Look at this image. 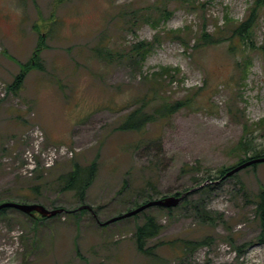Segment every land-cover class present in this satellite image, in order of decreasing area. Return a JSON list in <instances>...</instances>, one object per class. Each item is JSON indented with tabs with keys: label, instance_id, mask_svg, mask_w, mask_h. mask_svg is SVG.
I'll return each instance as SVG.
<instances>
[{
	"label": "rangeland",
	"instance_id": "374dc122",
	"mask_svg": "<svg viewBox=\"0 0 264 264\" xmlns=\"http://www.w3.org/2000/svg\"><path fill=\"white\" fill-rule=\"evenodd\" d=\"M254 2L0 0V203L77 207L73 192H58L56 181L73 162L98 163L87 203L100 222L144 198L199 187L193 178L206 167L214 178L206 183L215 182L202 192V181L190 204L172 214L146 211L162 224L148 242L156 245L154 257L136 248L135 230L145 214L102 225L91 212L42 220L37 212L33 217L9 208L0 213V264H264L255 215L264 162L216 178L221 168L245 158L236 148L245 134L253 151L264 148V9L247 45L236 37L192 48L195 37L216 31L226 17L245 20ZM223 29L228 37L231 30ZM42 36L45 70L28 71L23 88L10 91ZM145 42H154L153 48L132 61V46ZM101 45L111 60L95 55ZM163 68L174 76H156L160 95L171 101L190 97V104L169 117L156 116L142 133L119 130L138 100L153 99L149 81ZM154 107L151 102L145 111ZM62 144L73 154H54ZM48 160L55 164L40 179ZM198 162V170H184ZM207 236L208 244L184 250L181 240Z\"/></svg>",
	"mask_w": 264,
	"mask_h": 264
},
{
	"label": "trees",
	"instance_id": "16d2710c",
	"mask_svg": "<svg viewBox=\"0 0 264 264\" xmlns=\"http://www.w3.org/2000/svg\"><path fill=\"white\" fill-rule=\"evenodd\" d=\"M264 9V0H255L253 7L250 10L249 16L243 20V21H235L229 17H226L225 21H223L222 24H220V27L216 29V31L213 32H202L201 35H198L195 37V44L192 46L193 49H203L206 46L210 45H215L219 44L222 41L233 39V38H240L243 40L245 45H247V40H252V35L254 34L256 22H257V17L258 14L261 10ZM234 26V28L231 27ZM226 28L227 31H230V34L227 35L228 37H223L220 32H224L223 28ZM171 34H174L175 37L180 38L179 40H183L184 42H187L186 37L181 35V32L179 31H173ZM187 44V43H186ZM154 42H145V43H138L135 46H132L131 48V53L130 57L132 61H135V57L143 54L148 50V48H153ZM45 47V37H40L37 48L34 50L33 55L30 57L28 62L23 65V68L21 69V72H19L14 81L9 85V90L10 91H20L23 88L24 85V80L26 77V74L28 71L32 69H39L41 71L45 70L44 64H43V59L41 57L42 49ZM191 47V46H190ZM256 47V46H254ZM264 47V46H262ZM106 45H101L96 48V54L101 57V60H111L112 59V53L108 52L106 49ZM260 48V47H258ZM153 78L151 82L152 87L150 89L151 95H152V100L149 99H143L142 101L138 100L139 106L137 108H134L133 111H131L125 120L118 126L119 130L123 131H135L137 133H142L146 125L150 122L155 121V117L158 116L160 118H166L171 116L176 110L182 109L184 106H187L190 104L191 98L188 97L184 100H179V101H171L169 98L160 95V90L158 89V85L160 84V80L156 76H161L162 79L165 80V77H169V81L173 78V74L169 69L163 68V71L161 73H153ZM148 81V79H147ZM147 97V96H146ZM160 98L157 100V98ZM153 102L154 108L153 112L149 113L145 111V109ZM252 140L250 138H247V134L244 135V137L241 138V140L237 144V150L243 152L246 154L245 158H241L239 162H237L235 165L226 167V168H221L220 171L218 172L220 174V177L216 178H222L223 175L232 169L233 167L249 160L252 158H257V157H263L264 156V148L263 149H255L253 151V145H252ZM251 154V155H250ZM258 164H253L250 167L256 168ZM51 168V167H50ZM41 169L39 171L38 178L43 179L44 178V172H46L47 169ZM200 167L199 162L198 165H190L188 167H184V170H189V171H196ZM248 168V167H247ZM98 172V163L97 161H93L90 164L83 165L79 162H73L71 169H69L67 172L61 173L56 181L59 184V189L58 192H73V197L78 201L77 207L68 210L66 209L67 207L64 205H57L55 208H64L66 211L63 213H68L72 214L73 216H77L78 214L82 213H88L91 212L87 209H82L78 210V207H80L83 204H89L87 203V191L90 185L93 183L95 176L97 175ZM232 176H237V173L232 175ZM195 183L199 186L203 185L201 184L202 181H204L205 185L202 187V192H209L210 190L213 189V186H215V182L211 181L210 184H207V180H213V175L211 174V171L208 167L205 168V173L202 177H195L193 178ZM214 184V185H213ZM200 189V188H199ZM33 190L36 191L37 193L40 191V185L33 187ZM187 189L186 191H189ZM156 191V190H155ZM175 192L174 195H181L182 193L186 192ZM194 192H197L196 190L193 191L191 194H189L177 207L182 208L186 205L190 204V195H192ZM139 195L146 197L147 194H145V191L139 192ZM22 194H20L18 197L20 198ZM14 198V197H10ZM23 199V198H22ZM152 197L144 198V200L140 203L137 202L134 207L129 208V211L132 209H135L136 207L142 205L143 203H146L150 200H152ZM11 201V200H9ZM3 201H1L2 203ZM91 206V205H90ZM92 207V206H91ZM177 207L173 208H165V207H160V206H154L150 207L146 210H143L142 212L134 215L133 217H138L140 214H145L144 216V222L142 224H138L135 230V243H136V248L139 252L147 255L148 257H154L157 255L156 251L154 250V247L156 246H151L148 245V242L152 240L153 238H156L159 236V234L162 232V224L157 221L156 217L153 215H149L146 213L147 210L157 208L161 210H166L169 214H172ZM9 208H3L0 210V213H3L7 211ZM13 209V208H12ZM93 214L92 215L94 218H97V221H100L98 218V213L97 209L93 208ZM203 218L208 217L206 212H200L198 211ZM62 214V213H60ZM58 214V215H60ZM92 214V212H91ZM123 214V213H122ZM40 215V214H39ZM58 215L52 217L55 218ZM121 215V214H120ZM255 215L256 218L259 220L261 226H262V236L261 240L264 242V187L260 188L259 192L256 195V201H255ZM28 216H33L34 215H28ZM132 217V216H131ZM40 218L42 220L48 219L47 217L41 216ZM210 220H214L213 217L209 218ZM108 220V219H107ZM122 220V219H121ZM108 225V224H106ZM211 236H207L205 239L201 240H193V239H183L181 240L183 243V248L185 251L191 250L192 248H197L202 245L208 244Z\"/></svg>",
	"mask_w": 264,
	"mask_h": 264
},
{
	"label": "water",
	"instance_id": "95a60500",
	"mask_svg": "<svg viewBox=\"0 0 264 264\" xmlns=\"http://www.w3.org/2000/svg\"><path fill=\"white\" fill-rule=\"evenodd\" d=\"M262 162H264V156L249 159V160L233 167L229 171H227L221 179L231 177L232 175L238 173L239 171H241V170H243V169H245V168H247L253 164H258V163H262ZM201 187H202V185L199 187H195L193 189H190L189 191H186L179 196L178 195H169V196H164V197L157 198V199H152V200H150L146 203H143L142 205L136 207L135 209L127 211L121 215L114 216V217H112V218H110L104 222H100V221L99 222L102 225L110 224V223H113L115 221L134 216V215L142 212L143 210H146V209H148L150 207H154V206H160V207H165V208L177 207L189 194H191L193 191H195ZM3 208H14V209L22 211L28 215H35V212H37L41 216H44L47 218H52V217L66 211L64 208H51L50 209V208H48L45 205L40 204V203H24V202H16V201H6L3 203H0V210H2ZM82 209H87L93 213V209L89 204H83L80 207H78V210H82Z\"/></svg>",
	"mask_w": 264,
	"mask_h": 264
},
{
	"label": "built area",
	"instance_id": "2783aa9c",
	"mask_svg": "<svg viewBox=\"0 0 264 264\" xmlns=\"http://www.w3.org/2000/svg\"><path fill=\"white\" fill-rule=\"evenodd\" d=\"M63 154V155H72L73 154V151H71V150H69L66 146H65V144H62V145H59V146H56V147H54V154ZM51 163H53V164H51ZM55 163L53 162V160H48L47 162H46V166H48L47 168H50V167H52L53 165H54ZM35 167H37V164H36V162H34V167L33 168H35Z\"/></svg>",
	"mask_w": 264,
	"mask_h": 264
}]
</instances>
